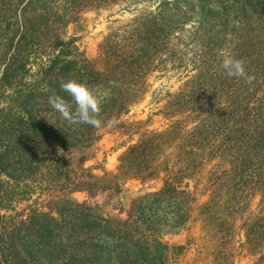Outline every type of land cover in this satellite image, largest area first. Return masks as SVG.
I'll list each match as a JSON object with an SVG mask.
<instances>
[{
    "label": "trees",
    "instance_id": "1",
    "mask_svg": "<svg viewBox=\"0 0 264 264\" xmlns=\"http://www.w3.org/2000/svg\"><path fill=\"white\" fill-rule=\"evenodd\" d=\"M119 3L137 11L139 4L154 5L144 7L132 20L130 38L121 40L116 32L107 36L97 58L77 51L75 38L66 36L69 24L84 10ZM182 8L199 9L190 29ZM263 11L264 0H5L4 19H0L2 173L10 177L18 173L26 179L43 168L63 192H91L98 187L99 176L72 169L67 158L94 142L101 127L127 114L140 99L136 93L142 92L143 84L135 83L160 67L158 50L168 46L163 42L171 34L188 32L201 49L193 85L172 94L164 106L167 115L181 116L165 130H145L120 156V173L127 179L151 180L164 173L161 188L133 199L127 216L118 220L105 217L85 201L59 199L57 215L33 213L15 221L11 235L0 238V249L21 248L24 254L33 242L43 255L73 251L75 260L83 257L79 264H166L169 247L162 236L184 227L193 211L195 197L184 180L208 156L246 162L249 147H264V62L255 66L244 62L248 75L254 77L251 82L229 76L221 67L222 53L241 59L239 48L247 47L245 38L253 41L245 28L240 32L241 18L247 23L263 17ZM200 65L204 67L199 69ZM132 72L135 89L128 84ZM69 79L87 84L100 97V128L69 124L49 104V97L67 98L60 84ZM247 125L255 129L252 140L243 143ZM170 146L178 151L165 153ZM262 180L260 174L257 183ZM261 193L264 197V188ZM21 225L27 226L26 232ZM262 232L252 225L249 233ZM18 235L22 237L16 239ZM43 259L51 262L49 257Z\"/></svg>",
    "mask_w": 264,
    "mask_h": 264
},
{
    "label": "rangeland",
    "instance_id": "2",
    "mask_svg": "<svg viewBox=\"0 0 264 264\" xmlns=\"http://www.w3.org/2000/svg\"><path fill=\"white\" fill-rule=\"evenodd\" d=\"M146 5L147 3L137 5L139 11L133 9L134 7H126L124 3L84 10L76 22L69 24L66 36L75 38L77 51L84 56L89 59L97 58L101 44L110 34L116 32L121 40L130 38V35L127 36L128 26ZM153 5L146 8H152ZM4 9L5 0H0L1 20L4 19ZM182 11L189 17L186 26L190 29L189 26L195 23L199 9L182 8ZM230 11L233 12L232 7ZM241 20L244 25L240 32L245 28L248 36H253L252 42L245 38L246 48H239L241 60L246 64L252 62V66L258 62L263 63L264 16L250 18L247 23L243 17ZM170 38L163 42L168 46L158 50L161 55L156 64L160 67L150 72L146 80L135 83L143 84V90L137 91V98L140 99H137L130 111L120 119L106 123L99 129L94 142L72 151L67 158L72 169L79 172L87 170L99 176L98 187L93 191L68 189L63 192L53 180L45 176L43 168L26 179H21L18 173H14L13 177L5 175L0 165V238H8L14 230L13 226L17 224L14 222H20L29 214L49 212L57 215L56 203L59 199L85 201L97 206L105 217L118 220L127 216L133 199L162 187L164 173L151 180L134 177L127 179L128 175L120 173V156L130 144L140 139L145 130H165L172 120L181 116L167 115L169 111L164 106L170 101L172 94H176L186 85H193L192 79L198 70L196 67L201 47L191 41L188 32H184L183 36L171 34ZM225 46L228 47L226 42ZM234 47L236 45L233 42ZM201 67L204 65H200L199 69ZM208 73L207 76L204 75L206 79L211 76V71ZM133 80L132 72L128 84L135 89ZM199 90L202 88L199 87ZM228 102L227 100L225 103ZM191 126L186 124L188 128ZM253 129L255 128L250 125L244 127V137L241 140L243 143L252 140ZM177 151V148L170 146L166 147L165 153L175 154ZM247 151V163L242 159L208 156L204 158V164L196 168L192 177L184 180V184L188 182L189 190L195 197L193 211L184 227L162 236L161 240L169 247L165 256L166 264H264V197L261 193L264 180L257 183L260 174L264 176V147H249ZM4 152L0 148V159ZM252 225H256L257 231L262 233H249ZM20 227L26 232L27 226ZM19 237L22 236L18 235L16 239ZM32 243L28 244L24 254H20L21 248L12 251L0 249V262L79 264L83 258L80 255V260H75L73 251L66 249L59 255H43L37 251V247L33 248ZM23 244H26V237ZM46 257L50 258V263L43 259Z\"/></svg>",
    "mask_w": 264,
    "mask_h": 264
},
{
    "label": "clouds",
    "instance_id": "3",
    "mask_svg": "<svg viewBox=\"0 0 264 264\" xmlns=\"http://www.w3.org/2000/svg\"><path fill=\"white\" fill-rule=\"evenodd\" d=\"M221 67L229 75L251 82L244 61L230 53H222ZM61 89L67 98L61 95L49 97V104L69 124H85L93 128L102 126L101 99L87 84L76 79L61 81Z\"/></svg>",
    "mask_w": 264,
    "mask_h": 264
}]
</instances>
